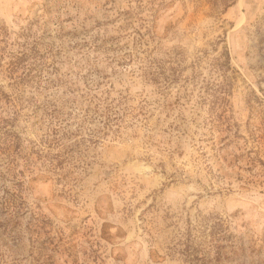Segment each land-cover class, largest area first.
Wrapping results in <instances>:
<instances>
[{
    "label": "rangeland",
    "instance_id": "374dc122",
    "mask_svg": "<svg viewBox=\"0 0 264 264\" xmlns=\"http://www.w3.org/2000/svg\"><path fill=\"white\" fill-rule=\"evenodd\" d=\"M5 133L0 264H264V0H0Z\"/></svg>",
    "mask_w": 264,
    "mask_h": 264
},
{
    "label": "trees",
    "instance_id": "16d2710c",
    "mask_svg": "<svg viewBox=\"0 0 264 264\" xmlns=\"http://www.w3.org/2000/svg\"><path fill=\"white\" fill-rule=\"evenodd\" d=\"M5 36L8 37V35ZM24 56H25V52H21L18 54L14 53L10 55L9 62L6 63L7 66L5 69L7 71V75H11L12 77V74H14V72H16L17 69L19 68L20 62L23 61ZM226 57H227V53H226ZM144 74L147 75V78L149 80L158 81L157 80L158 76H156L157 75L156 70H152V68H147L144 69ZM17 78L19 77H15V79L13 80L16 81ZM220 99L222 100V103L225 100L224 97H220ZM14 101L16 104L19 103V105L21 106V100L19 98L16 97ZM72 113H74L78 117L77 118L78 130L83 129L84 125L90 124L91 122L94 121L102 123L103 128L108 127L109 123H111L114 120L113 118H115L119 114L118 110L115 109V105L112 102L108 101L106 97H101L94 94L83 97L81 101L77 99H73V100L51 99L49 100V119L51 123L53 122L54 126L56 125V128L52 129L49 134L53 136H56L58 133L61 134L60 136L65 135L64 131L63 132L61 131L65 129V126L63 125L65 121V117ZM94 132L99 133V130L93 131V133ZM59 137L52 139L53 145L55 142H57ZM20 149L21 148L18 144L16 137L14 138L13 136L6 134L1 138L0 152L8 156V161L5 169L7 172L12 173V175L14 174L13 172L15 169L16 157L21 155ZM219 261H220V255L214 257L213 259L212 258L209 259L207 256H205V254H203V256L200 259H198V262L195 264H213V262H215V264H219Z\"/></svg>",
    "mask_w": 264,
    "mask_h": 264
}]
</instances>
